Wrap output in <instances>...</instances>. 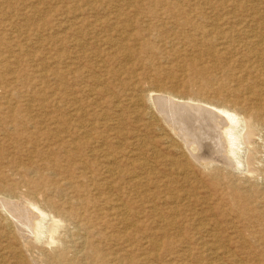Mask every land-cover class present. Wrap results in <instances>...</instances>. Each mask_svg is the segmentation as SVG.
<instances>
[{
  "label": "rangeland",
  "instance_id": "obj_1",
  "mask_svg": "<svg viewBox=\"0 0 264 264\" xmlns=\"http://www.w3.org/2000/svg\"><path fill=\"white\" fill-rule=\"evenodd\" d=\"M254 36L264 38V0H0V119L10 126L0 175L18 181L11 163L34 164L54 183L42 155L62 166L54 173L93 226L82 244L66 223L67 261L264 264V45ZM162 94L259 122L242 133L245 166L224 153L231 166L197 163L157 109ZM1 211L0 264L37 263L32 247L11 250ZM25 219L33 232L38 220Z\"/></svg>",
  "mask_w": 264,
  "mask_h": 264
},
{
  "label": "bare ground",
  "instance_id": "obj_2",
  "mask_svg": "<svg viewBox=\"0 0 264 264\" xmlns=\"http://www.w3.org/2000/svg\"><path fill=\"white\" fill-rule=\"evenodd\" d=\"M99 21H101V20H99ZM220 38H222V37H220ZM254 38L255 39H253V42H256L258 46L264 45V40H263L264 38H262L261 36H254ZM247 39H248V37H247ZM14 52H16V51H14ZM255 69H256V67H255ZM148 92H150V91H148ZM137 96H139V94ZM161 96L162 97H158L156 99L154 98L157 101V103H160L159 106L157 107V109L159 108V111L162 113V115L167 116L166 117L167 121H166L165 117H161V118L165 119V121H166L165 123H168V121H169L174 129H177L179 132L181 131L183 133V138L181 140H183L184 142H182V143H185V145L190 150V152H192V151L194 152L196 150L199 151V154H197V155L191 153L192 154V156H191V154H190V156L192 158H194L197 163L200 162L202 167L203 166L207 167L208 171L212 167V164L217 163V162H221L223 165L228 167L229 164L225 160L226 157L222 156V154L224 153V154H226L227 158L230 161H233L235 163V165H233V166H235V168L238 169V171L241 170V168L243 166H245V162L242 160V158L244 159V157L241 158V150H243L242 146L244 145L242 133L246 128L258 129L261 125L259 122L264 121L263 118L261 119V117H260L258 119L259 122L257 123L253 119V117H250L248 115H246V117H242L235 110H232V109L230 110V109H227L225 107L217 108L219 110V113H217V111H214V110L204 106V104H207V103L200 101V100H194L200 104H190V103H186V101H185V104H182L180 102L179 103L174 102L173 101L174 99L172 100L171 96L167 97L164 94H162ZM163 96H166L167 98L163 97ZM148 97H149V94H148ZM113 100H114V98H113ZM177 100L179 101L178 98H177ZM139 102H141V101H139ZM136 104H138V103H136ZM141 105H143V104L141 103ZM148 109H147V111H148ZM135 112H136V108H135ZM150 115H152V114H150ZM150 115H149V117H150ZM146 118H147V116H146ZM151 118H152V116H151ZM114 120H116V119H114ZM2 121L3 120L0 119V156H2L3 152L6 151V149L4 148L5 144L7 142L9 143V141H10L9 140V138H10V136H9L10 126L9 125L7 126V124H4ZM40 122H41V120H40ZM171 125L168 124V126H171ZM172 127H171V129L169 128V130H172L173 129ZM157 132H159V131H157ZM47 133L49 136L48 139H51V138L54 139V138H59L61 131L56 130V131L52 132L51 130H49V131H47ZM28 134H29V137L34 140V135L32 133H28ZM179 136H181V135H179ZM179 138H181V137H179ZM178 139H176V140H178ZM178 141H180V140H178ZM4 142H5V144H3ZM168 145H170V144H168ZM191 149H192V151H191ZM186 151H188V150H186ZM198 151H196V152H198ZM175 152H177V151H175ZM74 155H76V153L71 151V150H68L65 153V157H67V158L68 157L72 158V157H74ZM42 156H43V160L46 161L48 165H51V168H49L48 170H50V172H51L50 174H53L52 181L54 183H49L47 181L46 176L43 173H41L40 171H38L37 169H35L34 164L21 165L17 162L11 163L12 166L18 167L17 171L19 173L15 174L16 176L20 177V179L18 181H13V180L7 179L5 176L3 177V174L0 175V195L3 196V199H0V208L2 209L1 212L3 213V222L5 224V235H3V237H4V239L6 238L7 241H13L15 243V245L18 246L17 248L12 247V249H11L12 251L14 250L15 253H17L18 250H20V249L24 250V249H29L30 247H32V248H30L29 252L32 255V260L33 259L37 260V261H35L37 263L32 261L35 264H38V262L40 264H66L67 262H68V264H81V263H77L75 261L69 262L66 259V254H67L68 250L71 249L73 247V244H74V239L72 237L71 232L66 233V231H67L66 223L67 224L69 223V224L76 226L78 231L75 233V237H77L79 243L84 244L87 236H86V234H81V231H87V233L89 235V233L91 232V230L93 228L92 222L91 221L88 222L89 220L86 219V217L84 215L85 213H87L85 205L82 204V206L79 207V205H81L82 200H72L69 197V194H67L65 187H67V189H72V188H74L73 184L71 182L67 181L66 178H61L60 174L54 173V172H58V169L62 168V166H58L57 164L52 162V156H49L46 153L43 154ZM243 156H245V155H243ZM9 163H10V160H9ZM229 166H231V165H229ZM157 184H158L157 188H160V186H159L160 183H157ZM163 186H166V189H169V188L171 189V187H172L171 182H169V181L166 182L165 184H163ZM170 189H169V191H170ZM52 190L60 192V197H58L57 199H51L50 196H48V194L51 193ZM152 194H153V196H155L154 195L155 193H152ZM157 194L162 196L161 191H159V193H157ZM163 196L166 197L165 195H163ZM168 196L173 197L170 195H168ZM12 199H15V200H12ZM28 207L34 208L35 210H37L41 214H39V216H37L36 214H34L30 211L28 212ZM116 209H117L119 216H122V218L127 217V215H126L127 213L120 206ZM27 215H31L33 219L36 218L38 220L34 226V229H33L34 239H35L34 240L35 241L34 246L32 244H29V242H27V240H29V239H28V237L26 238V233L27 234L33 233L30 231L32 225L29 223L30 221H28L31 219H28V220L25 219V218H27ZM47 217H49L48 221L46 220ZM213 231H215V230H213ZM32 236H33V234H32ZM90 245L91 244L87 243L86 246L88 247ZM212 252H215V251H212ZM28 257H29V255H28ZM19 259L24 261V258L22 256H20ZM30 260H31V258H30Z\"/></svg>",
  "mask_w": 264,
  "mask_h": 264
}]
</instances>
